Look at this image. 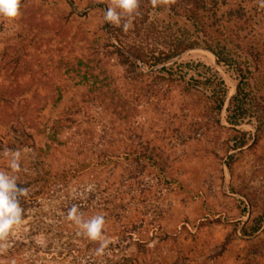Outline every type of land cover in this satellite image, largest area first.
Returning <instances> with one entry per match:
<instances>
[{
    "label": "rangeland",
    "instance_id": "1",
    "mask_svg": "<svg viewBox=\"0 0 264 264\" xmlns=\"http://www.w3.org/2000/svg\"><path fill=\"white\" fill-rule=\"evenodd\" d=\"M144 1V0H140ZM222 42L264 78V9L257 0H197ZM111 0H21L20 16L0 19V170L26 188L22 222L0 256L16 264H264V127L234 126L247 144L233 149L225 121L235 75L204 47L163 64L218 73L228 89L220 116L204 95L124 58L104 22ZM179 12L181 9H178ZM119 11V9H118ZM150 18L194 30L164 6ZM175 22V23H174ZM163 38H159L162 43ZM193 75L190 71L187 77ZM264 91V87L262 89ZM5 149L19 151L20 171ZM102 214L110 237L102 256L66 219ZM127 259V260H126Z\"/></svg>",
    "mask_w": 264,
    "mask_h": 264
},
{
    "label": "trees",
    "instance_id": "2",
    "mask_svg": "<svg viewBox=\"0 0 264 264\" xmlns=\"http://www.w3.org/2000/svg\"><path fill=\"white\" fill-rule=\"evenodd\" d=\"M164 6L153 8L150 0L141 1L132 20L133 26L127 31L122 27H115L107 23L106 27L109 34L119 44V53L132 62H141L146 67L152 68L163 65L185 50L194 47H204L210 50L216 62L230 69L235 75V93L228 98L225 107V121L232 126L234 134L230 137L233 149H242L248 141L247 132L235 128L243 123L252 124L259 129L264 127V78L257 74V70L251 69V63L235 52L230 42H222L213 29V24L206 18L203 8L197 0H175V3L168 6L170 12L180 18H184V23H189L194 30L186 26H178L176 34L171 30L170 22H167L163 32L167 33L160 36L162 31L157 30V26L150 18L151 12H161ZM178 9H181L179 12ZM122 20V24H123ZM175 23V22H174ZM162 37L160 44L159 38ZM193 75L187 77L189 72ZM161 73L160 78L170 84L181 85L190 94L204 95L208 90V107L215 116H220L228 95L227 85L224 79L213 72L207 74L197 70L189 63L184 65L171 64L163 65L158 69ZM7 91L0 88V100L6 101L4 95ZM264 225V213L254 217L248 224L242 226L240 232L244 236H252L257 233ZM127 260V259H126ZM111 264V263H109ZM115 264H121L118 261Z\"/></svg>",
    "mask_w": 264,
    "mask_h": 264
},
{
    "label": "clouds",
    "instance_id": "3",
    "mask_svg": "<svg viewBox=\"0 0 264 264\" xmlns=\"http://www.w3.org/2000/svg\"><path fill=\"white\" fill-rule=\"evenodd\" d=\"M175 0H150L153 8L160 6H170ZM258 7L264 9V0H257ZM140 0H111L107 10L104 11L103 20L115 27H122L127 32L132 26V20L135 15L140 13ZM21 0H0V19L14 20L20 16ZM119 9V11H118ZM122 20L124 21L122 24ZM4 155L10 157L8 167L13 172L20 171V152L5 149ZM17 178L10 176L7 172L0 170V256L9 248L6 243L13 229L22 222V208L19 203V197L27 195L26 188L16 186ZM68 221L78 226L80 232L91 241H99V247L94 251V255L102 256L109 243L112 242L110 237L103 234L105 219L102 214H96L85 219L80 213L77 205H72L66 215ZM0 264H16V260H7L0 258Z\"/></svg>",
    "mask_w": 264,
    "mask_h": 264
}]
</instances>
